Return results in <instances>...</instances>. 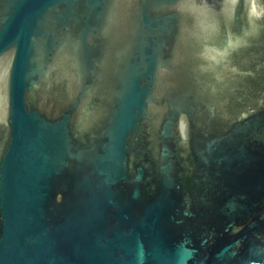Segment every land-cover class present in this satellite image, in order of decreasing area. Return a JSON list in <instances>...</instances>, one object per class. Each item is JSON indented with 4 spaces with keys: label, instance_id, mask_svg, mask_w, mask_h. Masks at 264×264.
<instances>
[{
    "label": "water",
    "instance_id": "obj_1",
    "mask_svg": "<svg viewBox=\"0 0 264 264\" xmlns=\"http://www.w3.org/2000/svg\"><path fill=\"white\" fill-rule=\"evenodd\" d=\"M0 264H264V0H0Z\"/></svg>",
    "mask_w": 264,
    "mask_h": 264
}]
</instances>
